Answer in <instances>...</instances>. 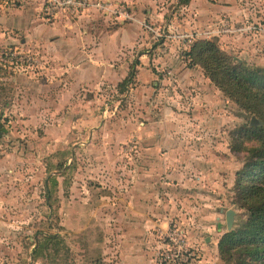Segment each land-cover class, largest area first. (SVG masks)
Listing matches in <instances>:
<instances>
[{
  "label": "rangeland",
  "instance_id": "1",
  "mask_svg": "<svg viewBox=\"0 0 264 264\" xmlns=\"http://www.w3.org/2000/svg\"><path fill=\"white\" fill-rule=\"evenodd\" d=\"M176 1L159 3L163 17L142 28L152 52L147 69L158 72L147 105L130 90L134 78L126 90L112 83L71 89L67 104H30L28 116L20 118L14 104L31 103L24 86L46 74L38 67L40 54L0 41V264H121L120 251L129 243L139 250L142 244L155 247L141 251L162 264L175 228L184 230L194 251L187 264H224L218 244L229 231L225 213L236 212L232 229L246 218L234 203L236 174L248 154L235 146L236 136L258 118L193 64L188 52L196 38L215 40L233 58L259 65L264 19L255 18L264 14V0H240L247 1L245 20L217 12L220 19L203 20L196 29L195 13ZM91 15L98 28L120 25L99 12ZM153 29L164 35L156 38ZM24 55L32 59L21 60ZM36 113L41 116L30 117ZM142 130H171L174 138L167 143L163 136L157 148L156 133L143 138ZM5 164L9 171L2 170ZM145 197L150 226L141 215ZM47 235L58 245L33 253Z\"/></svg>",
  "mask_w": 264,
  "mask_h": 264
},
{
  "label": "crops",
  "instance_id": "2",
  "mask_svg": "<svg viewBox=\"0 0 264 264\" xmlns=\"http://www.w3.org/2000/svg\"><path fill=\"white\" fill-rule=\"evenodd\" d=\"M85 1L88 4L86 3V7L82 10L77 12L62 11L51 21H47L43 15V6L46 0H15L11 4L6 0H1V43L17 45L16 48L18 49L20 45L22 49L30 50L29 52L32 53L30 55L40 54L41 57L38 56V59H40L38 60L40 61L38 67L42 69L40 70L41 74H46V78L30 81L29 85L24 86L26 91H31L25 98L30 100L31 103L20 104L17 100L16 104H14L15 112L19 113L20 118L28 116L26 114L32 107L30 104L43 107L47 104L45 103L46 100H49L52 106L58 103L67 104L68 101L65 100V97H68L67 93L71 89L77 93L81 89L99 88L105 83L116 84L115 86L119 88L125 80L129 79L123 88L126 90V88L129 89L133 85L131 81L134 78L138 82L130 90L142 95V99L146 101L143 104L147 105L152 102L153 97L149 92L151 91L150 89H154L153 86L158 85L156 81L158 80V72L154 70L148 71L147 69L152 52L147 48L149 39L142 28L147 29V20L155 17L159 20V18L163 17L164 12L159 11V3L164 0H101L102 2L111 3L110 9L100 8L97 5L100 0ZM176 2L180 4V0ZM118 4L127 6L129 18L124 19L113 12V9H116ZM182 6L189 7L195 13V18L192 22V25H194V27L192 26L193 29H196L203 20L214 22L220 19L217 12L225 13L231 18L241 21L245 20L249 14L247 1L240 0H191L189 4ZM92 11L102 14L103 18L101 19H105V21L117 19L120 25L113 29L98 28L94 26L97 24L92 20V17H94L91 15ZM259 17L255 18V20L259 19L258 21H261L260 19H264V14ZM169 26V29H171V25ZM171 32L174 34L175 31ZM197 33L195 37L200 35ZM246 49L251 50L249 47ZM260 54L264 56V53ZM257 57L259 59L264 58L261 56ZM41 59L45 61L43 62ZM154 60H156L155 56ZM258 63H260V66H264V59H260ZM149 77L153 80L147 81ZM198 81L195 84V89L199 91L202 89V83ZM126 92L128 93L129 91L127 90ZM203 93V91L198 93L199 97ZM59 98L62 100L58 101ZM160 99V97L157 98V100ZM33 112L38 111L35 110ZM16 113L14 114L17 115ZM40 116V113L30 115V117L35 119ZM64 119L66 117L62 116V120ZM141 133L143 138L147 136L153 137V133H156L155 137H157L158 145L156 144L155 146L157 148L161 147L160 145L162 144L160 143L163 136L167 138V143L170 142V138H174L171 130H167L165 133L160 130H155L154 132L142 130ZM153 142L155 143L154 140ZM3 169L9 171L10 167L5 164ZM202 178L201 176L198 177L199 182H201ZM142 194L145 195L144 193ZM143 200L142 205L144 207V203L150 199L145 197ZM147 206L148 208L144 207L141 210L143 211L141 215L143 216L142 220L145 218L144 224L150 226L152 219L150 210L152 209L148 204ZM161 225H164V223H161ZM141 227H143V224H141ZM136 245V243H129L128 246L124 247L123 251H120L121 264H155L154 254L148 258L142 252L143 250L152 249V246L142 244V248L139 250Z\"/></svg>",
  "mask_w": 264,
  "mask_h": 264
},
{
  "label": "trees",
  "instance_id": "3",
  "mask_svg": "<svg viewBox=\"0 0 264 264\" xmlns=\"http://www.w3.org/2000/svg\"><path fill=\"white\" fill-rule=\"evenodd\" d=\"M188 56L243 110L258 118L254 126L244 124L238 130L235 143L248 152L234 185V203L245 210L246 218L222 236L218 249L224 264H264V66L233 58L215 40L194 41ZM128 81L120 85L122 89ZM55 240L45 236L33 253L47 249L51 242L58 245Z\"/></svg>",
  "mask_w": 264,
  "mask_h": 264
},
{
  "label": "built area",
  "instance_id": "4",
  "mask_svg": "<svg viewBox=\"0 0 264 264\" xmlns=\"http://www.w3.org/2000/svg\"><path fill=\"white\" fill-rule=\"evenodd\" d=\"M87 2L85 0H46L43 6V15L44 19L51 21L59 13L63 12H77L86 7ZM100 8L110 9L111 3L102 2L101 0L97 3ZM113 12L118 16L129 18L127 11V6L117 5L116 9H113ZM155 37L160 38L164 35L159 29L155 30ZM193 36V35H191ZM190 37V36H188ZM184 39V38H183ZM189 41H192V39ZM24 58L31 60L30 56L24 55L21 60ZM167 248L161 253L162 264H187L190 258L195 255L194 251L190 249L188 240L184 233V230H179L177 228L168 232L167 235Z\"/></svg>",
  "mask_w": 264,
  "mask_h": 264
},
{
  "label": "water",
  "instance_id": "5",
  "mask_svg": "<svg viewBox=\"0 0 264 264\" xmlns=\"http://www.w3.org/2000/svg\"><path fill=\"white\" fill-rule=\"evenodd\" d=\"M256 123H257V120L255 118H253L252 125H254ZM235 214H236V212L233 209H228L225 213V215H226V226H227V229L229 231H231L233 228V225L235 222Z\"/></svg>",
  "mask_w": 264,
  "mask_h": 264
}]
</instances>
